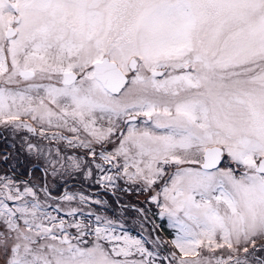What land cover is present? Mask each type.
Listing matches in <instances>:
<instances>
[{"label":"snow or ice","instance_id":"obj_1","mask_svg":"<svg viewBox=\"0 0 264 264\" xmlns=\"http://www.w3.org/2000/svg\"><path fill=\"white\" fill-rule=\"evenodd\" d=\"M0 130V264H264V0H0Z\"/></svg>","mask_w":264,"mask_h":264},{"label":"rangeland","instance_id":"obj_2","mask_svg":"<svg viewBox=\"0 0 264 264\" xmlns=\"http://www.w3.org/2000/svg\"><path fill=\"white\" fill-rule=\"evenodd\" d=\"M2 131V130H1ZM3 166L4 165H0V168H3ZM62 182V181H61ZM61 182L58 184V185H56L55 187H54V189H53V191L54 192H61V190H62V192H63V186L61 185ZM83 188L86 192L87 191H89V190H92V188L90 189L89 188V185L87 184V183H85V184H83V185H71V186H68V190H70V191H77V190H79L80 188ZM61 192V193H62ZM60 193V194H61ZM134 197H132V195H130V196H125L124 197V200H123V202H125V203H137V201H138V199L137 198H139V200H144V197L143 196H139V197H137L136 195H133ZM117 212H119V210H117ZM109 215H111V213H109ZM126 217H127V219H126V224H127V226H128V230L133 234V235H136L137 234V231H138V224H133V219H134V217H135V212L132 210V209H129L128 210V212L126 213ZM161 219V218H160ZM162 221H164V224H165V226H166V228L168 229V231L171 233V234H174L173 232H172V230L171 229H169L168 227H167V219L166 218H163V219H161ZM89 239H91V237H89ZM165 264H166V262H165Z\"/></svg>","mask_w":264,"mask_h":264},{"label":"trees","instance_id":"obj_3","mask_svg":"<svg viewBox=\"0 0 264 264\" xmlns=\"http://www.w3.org/2000/svg\"><path fill=\"white\" fill-rule=\"evenodd\" d=\"M71 184H73V183H68V185H67V187L68 186H71ZM61 185L63 186V188L62 189H64V184H63V181L61 182ZM92 190L94 191L95 190V186H92ZM61 192H62V190H61ZM61 192H58V193H61ZM112 198H110L109 200H111ZM138 200H139V198H137ZM139 201H141V200H139ZM140 206H143V205H140ZM152 208H153V210L154 211H158V209H155V207L154 206H151ZM117 210H119V209H117ZM153 219H154V221H155V223H157V225H161V227H162V229H163V231L161 232V235H163L165 238H168L170 235H172L169 231H168V229L166 228V226H165V224H164V221H162L159 217H153Z\"/></svg>","mask_w":264,"mask_h":264},{"label":"flooded vegetation","instance_id":"obj_4","mask_svg":"<svg viewBox=\"0 0 264 264\" xmlns=\"http://www.w3.org/2000/svg\"><path fill=\"white\" fill-rule=\"evenodd\" d=\"M0 131H1V130H0ZM3 167H4V166H3ZM70 182L73 183V184H71V185H74V182H73V181H69L68 183H70ZM57 195H60V193H57V192H54V191H53V196H57ZM133 195H135V194H133ZM133 195H132V197H134ZM110 198H111V197H108V199H110ZM141 201H143V199H142ZM122 202H123V201H122ZM123 203H125V202H123ZM130 204H134V203H130ZM149 207H151V205H149Z\"/></svg>","mask_w":264,"mask_h":264},{"label":"water","instance_id":"obj_5","mask_svg":"<svg viewBox=\"0 0 264 264\" xmlns=\"http://www.w3.org/2000/svg\"><path fill=\"white\" fill-rule=\"evenodd\" d=\"M64 191V190H63Z\"/></svg>","mask_w":264,"mask_h":264}]
</instances>
